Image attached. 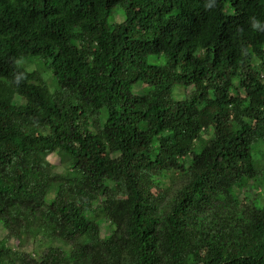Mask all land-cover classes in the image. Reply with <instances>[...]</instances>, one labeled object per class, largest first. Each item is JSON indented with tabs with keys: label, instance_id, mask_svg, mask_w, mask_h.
Instances as JSON below:
<instances>
[{
	"label": "trees",
	"instance_id": "1",
	"mask_svg": "<svg viewBox=\"0 0 264 264\" xmlns=\"http://www.w3.org/2000/svg\"><path fill=\"white\" fill-rule=\"evenodd\" d=\"M0 225V264H264V0H0Z\"/></svg>",
	"mask_w": 264,
	"mask_h": 264
},
{
	"label": "rangeland",
	"instance_id": "2",
	"mask_svg": "<svg viewBox=\"0 0 264 264\" xmlns=\"http://www.w3.org/2000/svg\"><path fill=\"white\" fill-rule=\"evenodd\" d=\"M49 80H51V78H49ZM48 160H49V162L55 164L57 161H59V157L58 156H54V155L53 156H49ZM4 235H5V231L3 230L2 226L0 225V236H4ZM101 235L102 236L106 235V231L104 230V228L101 229ZM12 245L15 247L16 243L12 242Z\"/></svg>",
	"mask_w": 264,
	"mask_h": 264
}]
</instances>
